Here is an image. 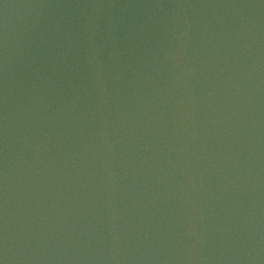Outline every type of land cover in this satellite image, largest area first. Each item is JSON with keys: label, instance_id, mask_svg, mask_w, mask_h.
Returning a JSON list of instances; mask_svg holds the SVG:
<instances>
[{"label": "water", "instance_id": "water-1", "mask_svg": "<svg viewBox=\"0 0 264 264\" xmlns=\"http://www.w3.org/2000/svg\"><path fill=\"white\" fill-rule=\"evenodd\" d=\"M0 264H264V0H0Z\"/></svg>", "mask_w": 264, "mask_h": 264}]
</instances>
